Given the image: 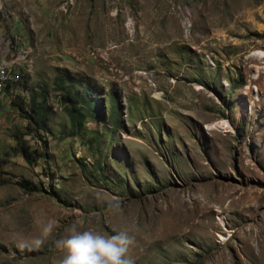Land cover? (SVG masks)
Wrapping results in <instances>:
<instances>
[{"label":"rangeland","instance_id":"obj_1","mask_svg":"<svg viewBox=\"0 0 264 264\" xmlns=\"http://www.w3.org/2000/svg\"><path fill=\"white\" fill-rule=\"evenodd\" d=\"M3 70L0 264L133 226L134 264H264V0H0ZM62 79L97 102L80 134ZM43 99L39 128L15 104Z\"/></svg>","mask_w":264,"mask_h":264},{"label":"clouds","instance_id":"obj_2","mask_svg":"<svg viewBox=\"0 0 264 264\" xmlns=\"http://www.w3.org/2000/svg\"><path fill=\"white\" fill-rule=\"evenodd\" d=\"M106 211L112 216L122 213V202L119 197H113L107 202ZM54 222L49 221L43 228V239L34 241L39 247L53 231ZM133 228L121 230L115 235L102 234L93 230H78L72 227L67 236L58 239L56 247L63 252L59 264H134L129 256V250L134 244L130 231ZM24 245L21 244V247Z\"/></svg>","mask_w":264,"mask_h":264},{"label":"trees","instance_id":"obj_3","mask_svg":"<svg viewBox=\"0 0 264 264\" xmlns=\"http://www.w3.org/2000/svg\"><path fill=\"white\" fill-rule=\"evenodd\" d=\"M58 85L61 86L62 90H65V96L63 97L64 103L69 104V110L68 114L71 119V123L73 126V129L80 134L82 131V127L85 124L86 119L89 116H93L97 110V102L94 99L92 100V95L90 94L89 87H86V90L81 91V89H78L75 86H69L66 87V81L65 80H58ZM46 101L45 99L41 100L39 104L31 107V114L28 115L27 111L25 110V107L20 104L16 103L15 106L18 109L19 113H24L26 115V119L33 122L37 126L40 127L41 123L45 124V121L47 120V108L45 106ZM117 107L114 106L112 103V110L110 113V122L113 126H117L119 123V118L117 114ZM29 129V128H28ZM29 132L33 133L35 131H29L23 135L19 134L17 136L18 145L20 146V152L23 154V156L28 160L31 161L34 157L35 153H32L30 151L29 146L27 145V142L24 140V136L28 135ZM34 154V155H33ZM45 154L41 155L40 157H44ZM35 160L37 161V156L35 155Z\"/></svg>","mask_w":264,"mask_h":264},{"label":"built area","instance_id":"obj_4","mask_svg":"<svg viewBox=\"0 0 264 264\" xmlns=\"http://www.w3.org/2000/svg\"><path fill=\"white\" fill-rule=\"evenodd\" d=\"M14 79L18 80L20 79V76L17 74L7 73L5 70L1 72L0 75V94L6 90L7 80Z\"/></svg>","mask_w":264,"mask_h":264},{"label":"bare ground","instance_id":"obj_5","mask_svg":"<svg viewBox=\"0 0 264 264\" xmlns=\"http://www.w3.org/2000/svg\"><path fill=\"white\" fill-rule=\"evenodd\" d=\"M14 74H17V73H14Z\"/></svg>","mask_w":264,"mask_h":264},{"label":"crops","instance_id":"obj_6","mask_svg":"<svg viewBox=\"0 0 264 264\" xmlns=\"http://www.w3.org/2000/svg\"><path fill=\"white\" fill-rule=\"evenodd\" d=\"M5 99V98H4Z\"/></svg>","mask_w":264,"mask_h":264}]
</instances>
